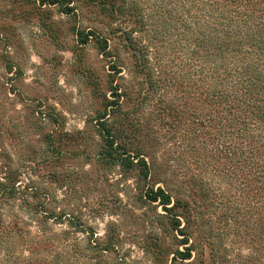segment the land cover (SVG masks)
<instances>
[{"label": "trees", "instance_id": "trees-1", "mask_svg": "<svg viewBox=\"0 0 264 264\" xmlns=\"http://www.w3.org/2000/svg\"><path fill=\"white\" fill-rule=\"evenodd\" d=\"M33 2L73 17L78 4L89 7L106 22L107 34L93 28L80 41L93 39L112 57L107 48L118 39L131 62L123 69L113 61L116 75L125 72L110 82L101 109L80 130L46 129L33 110L35 138H13L5 104L14 89L3 82L0 264H124L107 261L121 244L117 223L94 237L75 215L48 206L49 188L22 180L27 172L64 189L76 175L70 163L80 156L97 180L122 187L130 206L146 210L152 264H264V0ZM160 138H183L179 155L166 161L151 152ZM18 144L24 150L19 163L12 152ZM206 174L223 187L211 186ZM80 226L90 230L85 244L76 238ZM222 226L233 228L221 233ZM229 234L247 256L226 246ZM215 235L221 249L211 241Z\"/></svg>", "mask_w": 264, "mask_h": 264}, {"label": "rangeland", "instance_id": "rangeland-1", "mask_svg": "<svg viewBox=\"0 0 264 264\" xmlns=\"http://www.w3.org/2000/svg\"><path fill=\"white\" fill-rule=\"evenodd\" d=\"M78 7L79 17H73L63 14L57 7H39L33 0H0V100H5L6 92L2 85L6 81L4 86L14 89L12 94L6 93L7 105L4 103L8 111L9 127L14 132L13 138H35L31 123L33 110H36L34 117H41V121L47 126L46 129L63 128L66 132H73L84 128L85 123L95 115V111L101 109L103 96L109 95L110 82L115 84L117 76L125 72L116 75L111 68L113 61L114 65H121L123 69L129 67L131 59L118 39H111V44L110 41L108 43L111 48H107V51H113L112 57L100 51L98 43L91 37L87 43L80 41V33L87 34L97 28L107 34V28L105 21L103 23L99 17L94 18L95 15L89 7L80 4ZM6 63L12 66L10 73H7ZM23 104L30 106L25 109ZM50 114L56 116V121H48L47 116ZM22 130L24 131L20 134ZM181 140L183 138H160V143L149 150L168 161L181 152L176 146ZM12 152L15 154L14 160L19 163L22 159L19 156L24 154L22 146H14ZM168 163L174 164L172 161ZM70 165L71 171L76 175L72 176L64 189L55 188L46 180L33 175L29 177L27 172L22 180L26 182L27 178H32L41 191L43 188H49L48 206L57 208V211L63 208L75 215L82 224L91 227L96 233L94 237L103 235L108 222L117 223L121 244L116 253L108 256V262L115 263L117 260L124 264H152L145 249V242L149 240L148 236L152 230L144 218L146 210L143 211L144 209L141 210L136 205L130 206L131 202L120 192L122 187L97 180L82 156L74 159ZM175 174L176 172L174 176ZM117 177L112 175L109 179L112 181ZM209 177L210 181H213L211 186H222L215 183L219 182L215 177L204 175L207 180ZM117 199L122 201L124 208H115L118 206ZM126 205L130 210H125ZM114 210H118V213H113ZM222 227L221 233L229 232L233 228ZM55 228L60 230L64 229V226ZM79 228L83 227L76 228V238L81 244H85L90 230L81 231ZM198 233V229H193V238ZM215 234H218L217 230ZM219 237L215 235L211 241L221 249L223 242ZM235 237L229 234L224 243L232 250L238 248L247 256L246 246L237 245ZM204 240L201 245L208 259L210 246H206ZM167 241L171 243L170 249H173L175 243L172 233L167 237Z\"/></svg>", "mask_w": 264, "mask_h": 264}]
</instances>
